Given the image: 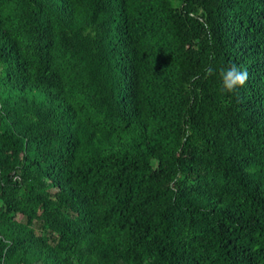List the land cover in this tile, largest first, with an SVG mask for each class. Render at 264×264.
Instances as JSON below:
<instances>
[{
  "label": "trees",
  "instance_id": "16d2710c",
  "mask_svg": "<svg viewBox=\"0 0 264 264\" xmlns=\"http://www.w3.org/2000/svg\"><path fill=\"white\" fill-rule=\"evenodd\" d=\"M0 264H264V0H0Z\"/></svg>",
  "mask_w": 264,
  "mask_h": 264
},
{
  "label": "clouds",
  "instance_id": "9594fccd",
  "mask_svg": "<svg viewBox=\"0 0 264 264\" xmlns=\"http://www.w3.org/2000/svg\"><path fill=\"white\" fill-rule=\"evenodd\" d=\"M212 71V69H209L207 74H212ZM220 77L221 90L228 94H234L246 85L249 73L246 68L233 64L226 69H221Z\"/></svg>",
  "mask_w": 264,
  "mask_h": 264
}]
</instances>
